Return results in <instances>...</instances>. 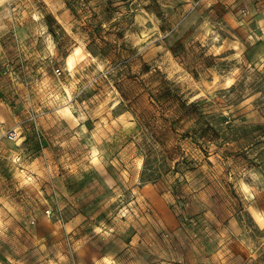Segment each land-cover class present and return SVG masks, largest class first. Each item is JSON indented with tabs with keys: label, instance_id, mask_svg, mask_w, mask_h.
I'll use <instances>...</instances> for the list:
<instances>
[{
	"label": "clouds",
	"instance_id": "obj_1",
	"mask_svg": "<svg viewBox=\"0 0 264 264\" xmlns=\"http://www.w3.org/2000/svg\"><path fill=\"white\" fill-rule=\"evenodd\" d=\"M130 2L0 0V264H264V156L192 131L264 124V0Z\"/></svg>",
	"mask_w": 264,
	"mask_h": 264
},
{
	"label": "rangeland",
	"instance_id": "obj_2",
	"mask_svg": "<svg viewBox=\"0 0 264 264\" xmlns=\"http://www.w3.org/2000/svg\"><path fill=\"white\" fill-rule=\"evenodd\" d=\"M87 0H85V3ZM65 3L67 7L70 9V15L66 17V22L71 23L73 16L79 15V0H65ZM117 3V0H99L98 8L102 9V14L106 16L107 18H111L116 12L120 11L121 9L119 7H114V4ZM123 7L126 10H131L135 7L133 3L130 2V0H123ZM149 11H154L157 15H162V11L160 8L159 0H152V3L147 6V9ZM226 9H224L221 6V13H225ZM221 21L224 23H227V20L225 19L224 15L221 16ZM52 23L60 24L61 22L57 21L55 18L51 21ZM101 31V25H97L95 28L96 34H99ZM61 35H63V32H61ZM110 45L108 47L103 48L101 51V55H106L110 51ZM257 47H260V45H257ZM176 49L179 52H183L184 48L181 43L176 44ZM249 59L251 60V55L249 56ZM151 69L148 67V65H145L144 71L148 72ZM6 69L3 67H0V76H3ZM2 95V93H0ZM166 96L172 95L171 92H168L165 94ZM177 99H182L181 97H176ZM257 102L254 101L253 104L255 105ZM264 103V102H261ZM181 108H185V111H187V108L184 103H181ZM192 111H196V107H193ZM200 117V120L198 121L199 127L196 129H193L194 138L196 140H199L202 136L212 134L214 136L220 137V133L223 131V128L221 126L227 124L228 130L231 133L232 137L235 138H250L251 139V148L254 151L256 156H264V124L257 123V124H245L241 126L233 127L232 123H228L227 119L224 117H220L217 119L216 117H210L205 118L203 113H197ZM240 119H245L241 117ZM173 128H176L177 125L174 122L172 125ZM223 139H227V137H223ZM255 162V161H254ZM185 166H190V162L188 160L184 161ZM181 165L177 164L176 168L177 171L180 169ZM149 171H152L149 169ZM95 205H90L89 207L82 210V214L87 215L89 212L93 210ZM254 215V212L252 209L242 210L239 213L238 219L235 220L234 227L240 228L245 223L250 222V218ZM257 219H260L259 216L256 217ZM190 218H183L182 223H187ZM2 259V257H0ZM7 264V262H5Z\"/></svg>",
	"mask_w": 264,
	"mask_h": 264
}]
</instances>
